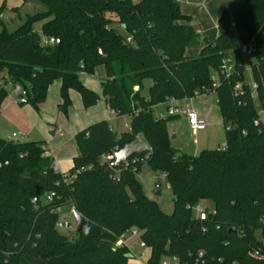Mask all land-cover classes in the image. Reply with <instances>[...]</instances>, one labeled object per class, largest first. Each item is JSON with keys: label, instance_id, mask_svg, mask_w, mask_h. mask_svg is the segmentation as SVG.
I'll return each instance as SVG.
<instances>
[{"label": "trees", "instance_id": "1", "mask_svg": "<svg viewBox=\"0 0 264 264\" xmlns=\"http://www.w3.org/2000/svg\"><path fill=\"white\" fill-rule=\"evenodd\" d=\"M31 1L44 9L23 16L21 8ZM5 9L3 4L0 109L7 83L25 88L26 103L39 109L57 79L61 112L67 115L72 106L70 90L91 107L99 94L81 81L80 73L103 66L108 107L130 115L131 121L122 133L107 120L79 131L78 155L66 173L54 170L43 142L0 137V264H127L133 255L116 241L132 229L151 249L147 264H160L163 255L180 264H264V131L254 125L264 109V0H240L232 15L222 13L218 36L201 40L192 25L180 23L188 20L180 0H22L11 9L21 21L14 29L3 18ZM37 22L41 34L34 30ZM42 35L60 41L45 45ZM200 42L204 46L197 57L185 55L188 46ZM243 44L254 47L251 75L259 106L247 83ZM226 59L233 64L229 75ZM145 79L151 81L147 96L142 93ZM211 91L223 117L225 146L197 156L177 155L167 129L176 116L157 117L153 107ZM139 136L150 146L148 155L134 162L130 158L128 168L107 174L102 154ZM142 163L168 179L175 206L171 214L145 192L137 175ZM49 192L55 195L48 202ZM203 199L214 205L206 207L205 219L190 207ZM67 202L84 220L74 240L56 225L58 209Z\"/></svg>", "mask_w": 264, "mask_h": 264}, {"label": "rangeland", "instance_id": "2", "mask_svg": "<svg viewBox=\"0 0 264 264\" xmlns=\"http://www.w3.org/2000/svg\"><path fill=\"white\" fill-rule=\"evenodd\" d=\"M44 9L43 5L37 1H31L25 5V7L21 8L20 13L25 16L27 13H34ZM3 18L8 23L11 29L16 28L21 21H19V15L17 12L10 10H4ZM34 30L41 34L42 31V23L37 22L34 24ZM243 64L245 66V73L247 76V83L252 84V75H251V65L255 63V57L253 54L242 53ZM5 75V72H0V81L2 77ZM80 77L82 80L89 84L90 88L99 94V102L103 103V112H106L107 117H109V113L107 112V108L104 103V95L101 90V81L106 77L105 70L103 66H99L96 68L94 73L81 72ZM151 81L150 79L144 80V87L142 93L147 96L149 93ZM8 95L6 96L1 109L4 108V105L9 102H13L12 98L15 97L13 95V84L7 83L5 85ZM78 94V93H77ZM255 99L257 98L256 92H254ZM166 103V102H165ZM16 106L19 108H34L31 103L21 106L14 102ZM100 104V102H99ZM256 104L259 106V102L256 99ZM177 108L176 117L171 118L168 121L167 129L170 135V142L172 147L175 150L177 155L181 153H188L194 156L199 155L204 149H217L223 148L226 144V136H225V126L223 122V117L221 114L220 107L217 101V94L214 91L196 95L192 98H187L185 100H179L176 102H170L166 104H159L153 107L154 115L157 117H163L162 115H168V108ZM195 108L201 116H203L207 120L206 129L203 131L193 132L192 129L187 125L186 116L183 113V108ZM71 108L74 110V116H79L82 111L73 103ZM85 108V107H84ZM0 109V114H2V110ZM21 113H24L22 109H20ZM58 112L62 116L65 123H67L66 115L61 112L58 108ZM16 112H14L15 114ZM16 113L17 120L9 121L6 117H0V137L6 140H21V141H43V138H31L28 137H18L13 138L11 133L13 130L19 131L21 127L19 124L24 122L25 124L29 123V119L27 114ZM162 113V114H161ZM27 117V118H26ZM110 120L108 121L110 126L114 131L117 130L118 133L125 132L128 130V124L131 121L128 115H122L120 118H116L115 115H110ZM261 118L264 119V114L261 113ZM52 126V125H51ZM65 129V128H63ZM140 137V136H139ZM34 139V140H33ZM70 147H66L62 152H65ZM73 149L76 154L78 150L73 144ZM61 172H63V167L60 165ZM67 169L66 171H68ZM162 172L154 170L151 166L146 163L142 164V168L140 172L137 174L138 178L143 184V188L149 197L156 199L161 207V209L167 213L171 214L174 211V195L172 189L170 187V183L168 179L162 178ZM197 204H200L202 207H209V209H213L214 205L211 200H201ZM194 206V205H193ZM193 214L195 215V211ZM59 217L58 222L67 223L69 222L71 228H59V230L68 235L72 240L76 238L77 231V223L73 213V204L71 202H67L62 205L58 209ZM257 236L260 237V232L256 231ZM133 252V258L131 264H138L136 262H142L147 264L148 258L151 254V249L143 244L141 241L138 245L131 246ZM169 264L173 263V260L166 255H163L160 259V264ZM128 264V263H127Z\"/></svg>", "mask_w": 264, "mask_h": 264}, {"label": "crops", "instance_id": "3", "mask_svg": "<svg viewBox=\"0 0 264 264\" xmlns=\"http://www.w3.org/2000/svg\"><path fill=\"white\" fill-rule=\"evenodd\" d=\"M21 3L22 0H0V7L4 4L6 9L10 10L16 6H20ZM239 6H240V0H180V12L184 16L188 17V20H182L180 21V23L184 25H192L198 32L200 40L204 38H208V39L216 38L218 36V20L221 17L222 13L224 11H227L230 15H232L235 12V10L239 8ZM203 46H204L203 42L190 45L185 49V55L188 57H197L200 54ZM80 79L88 88H90L89 84L85 83L81 77ZM60 88H61V81L60 79H57L49 86L47 98L45 102L40 105L39 109L24 108V107L19 108L14 104V102H16L21 106H25L29 103H24V104L19 103L16 99V96L13 94L15 96L12 98L13 102H9L4 105V108L1 109L2 114H0V117H6L9 121L17 120L16 113H21L20 109H22L25 115L27 114L29 123L25 124L24 122H22L21 124H19L21 127V130L19 131L24 132L25 133L24 137L26 138L30 136L31 138H34L36 140L37 138H43V141L40 142H43L45 144L48 154L54 160L53 162L57 163L59 172H61L62 170L60 169V165H62L64 170L63 173H66L67 172L66 170L70 169L73 166V158L78 155V153L76 154L75 150L73 149V144L75 145V135L92 123L101 120L109 121L111 119L110 115H115L116 118H120L122 116L117 115L113 110H111L108 107L105 97H104V103L107 108V112L110 114L109 117H107L106 112L104 113L102 110L103 103L101 102V100L99 101L100 104L99 102H97L95 105L91 107L84 108L80 94L75 90H70V97L72 100V104L76 103L77 107L82 111L80 112L79 116H74V110L70 107L68 114L66 115L67 123H65L64 121L66 120H63L62 116L60 115V112H58V105L61 103ZM92 88L93 87H91L90 89ZM185 99H181V100H185ZM176 101L179 100L172 99L167 101L166 103L176 102ZM166 103H160V104H166ZM14 112L16 113L14 114ZM198 114L199 116H201L199 112ZM128 116L131 120V116L130 115ZM186 122L193 132L203 131L206 129L205 128L203 130H195L189 125L187 118H186ZM129 125L130 122L128 124V130H129ZM67 146L70 148L67 151L62 152L63 149H66ZM142 164L140 170L142 168ZM139 242H140L139 238L129 237L128 243L132 255L133 252L131 246L138 245ZM133 257H131L128 260V264H131L130 262L133 261L132 260ZM136 263L144 264L142 262H136Z\"/></svg>", "mask_w": 264, "mask_h": 264}, {"label": "built area", "instance_id": "4", "mask_svg": "<svg viewBox=\"0 0 264 264\" xmlns=\"http://www.w3.org/2000/svg\"><path fill=\"white\" fill-rule=\"evenodd\" d=\"M59 38L54 37V36H46V35H42L40 37V42L42 44L48 45V44H55V43H59ZM240 51L242 53H247V54H253L254 52V47L250 44V45H241L240 46ZM101 53V52H100ZM224 72L226 73V75L231 74V72L233 71V64L232 61L230 59H226L224 61ZM218 84V81L216 78H214V83L213 86L216 87ZM240 85L237 86V90H239ZM251 88L253 89V92L256 91L257 88V84L255 82L252 81V84L250 85ZM237 92V91H236ZM238 93V92H237ZM236 93V94H237ZM13 94L16 96V99L19 103L24 104L27 102V90L25 88H23L20 84H13ZM177 108H169L168 110V114L169 115H176L177 113ZM183 113L185 114L187 121L189 123V125L194 128L195 130H203L206 128V124H207V120L201 116H199L197 110L193 109V108H187L184 109L183 108ZM261 113L264 114V109H260L258 112V116L254 119V125L258 127V131L261 133L264 131V119L261 118ZM243 133H245V131H243ZM25 133L22 131H13L12 132V137L13 138H18V137H24ZM119 150L115 149L113 151L110 152H106L104 154H102L101 156V163L103 164H107V166L109 167L111 165V163L114 161L115 159V152H117ZM149 152V151H147ZM146 153V155H148V153ZM48 154V152H46ZM136 159H143V157H133L132 161L134 162ZM53 168L55 171H59L58 170V165L57 163L53 162ZM84 169V168H82ZM73 176H70L67 181H71ZM162 178H165V174H162ZM55 193L54 192H49L45 195V200L46 201H52L53 197H54ZM33 202L37 201V198L34 197ZM192 210L195 211V216L199 217L201 219H205L207 217V212H206V207H202L200 204H195L194 206H190ZM74 207H73V213H74ZM57 227L58 228H71V225L69 222L67 223H62V222H57ZM140 235L141 232L137 231L136 229H132L126 233H123L119 236L118 240L116 241V246H126L129 248V237H136L140 239ZM141 241V240H140ZM262 244L264 246V239L262 240ZM255 255H260L259 251H256L254 253ZM171 258V257H169ZM173 260V263H169V264H180L178 262V260L171 258ZM166 264V263H163ZM198 264V263H197Z\"/></svg>", "mask_w": 264, "mask_h": 264}, {"label": "water", "instance_id": "5", "mask_svg": "<svg viewBox=\"0 0 264 264\" xmlns=\"http://www.w3.org/2000/svg\"><path fill=\"white\" fill-rule=\"evenodd\" d=\"M150 150V146L147 140L140 136L130 143L124 145L119 151L115 152V159L109 167L106 168L105 172L108 174L112 170L120 168H128L130 166V158L141 157L145 152ZM74 216L77 223V231H81L84 225L82 215L78 212H74ZM235 231V230H234Z\"/></svg>", "mask_w": 264, "mask_h": 264}]
</instances>
